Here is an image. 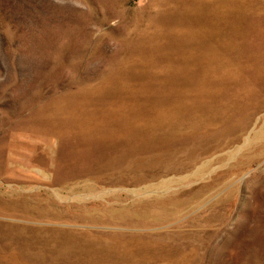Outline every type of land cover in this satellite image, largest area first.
Masks as SVG:
<instances>
[{
  "label": "rangeland",
  "instance_id": "rangeland-1",
  "mask_svg": "<svg viewBox=\"0 0 264 264\" xmlns=\"http://www.w3.org/2000/svg\"><path fill=\"white\" fill-rule=\"evenodd\" d=\"M179 38L194 53L187 70L201 77L221 70L227 101L241 97L239 112L253 118L243 127L230 112V122L211 125L210 150L181 175L204 170L168 191L204 187L203 195L179 219L147 229L187 233L176 243L193 252L190 264H264V105L244 99L251 92L254 102L264 99V0H0V201L51 194L66 216L76 201L99 209L116 195L129 201L130 193L113 189L135 187L130 179L98 185L106 192L89 200L57 193L55 180L70 171L66 178L79 181L71 171L82 165L73 166L64 148L58 165L55 123L67 109L114 106L123 93L126 107L153 105L178 81L169 67L182 63ZM40 215L0 207V264H69L50 249L40 259L22 254L27 240L36 252L56 229L81 228Z\"/></svg>",
  "mask_w": 264,
  "mask_h": 264
},
{
  "label": "bare ground",
  "instance_id": "bare-ground-1",
  "mask_svg": "<svg viewBox=\"0 0 264 264\" xmlns=\"http://www.w3.org/2000/svg\"><path fill=\"white\" fill-rule=\"evenodd\" d=\"M179 43L182 63L169 67L170 77H177L178 81L171 85L167 94L154 97L153 105L126 107L128 93H123L114 106L67 109L55 123L56 132L61 136L54 145L58 151V165L62 158L59 148L65 149L73 166L82 165L81 169L71 171L72 178H80L79 181L70 182L66 178L70 171L55 180L57 193L69 191L73 199L89 200L103 197L106 190L98 189V185L119 186L130 179L136 188L113 189L115 195L119 190H126L131 194L130 200L116 195L115 202L101 209L95 204L76 201L74 203L80 205L78 209L72 206L76 213L70 216L58 208L60 204L51 203V194L39 197L18 193L9 204L0 201V207L28 215L68 217L75 227H81L56 229L52 236H45V247L36 252L31 240H27L23 255L40 259L50 249L62 258L65 256L69 264H190L193 261V252L183 250L184 242L176 243L190 237L187 233L178 229L170 233L147 228L179 219L191 211L193 202L203 195L204 187L183 194L168 191L178 183L191 181L204 170L206 165L202 164L198 171L181 175L210 150L206 138L211 125L230 122L233 115L239 116L238 123L247 127L253 112H239L242 98L237 95L227 101L229 82L221 70L213 68L204 77L195 70L189 72L187 69L194 53L187 50V44L181 38ZM168 45L170 43L162 47L165 49ZM182 47L186 48V53H182ZM251 97H254L253 92L244 99L250 98L252 107L264 105V99L256 103ZM226 103L233 107L232 111H228ZM53 129L49 127V130ZM104 173L105 180L101 179ZM171 173L179 176L168 177ZM116 225L128 228L110 229ZM33 262L38 264L34 258ZM53 262L54 258L41 264Z\"/></svg>",
  "mask_w": 264,
  "mask_h": 264
}]
</instances>
